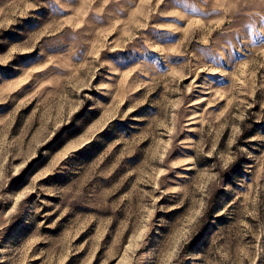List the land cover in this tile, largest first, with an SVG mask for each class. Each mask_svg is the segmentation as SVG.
Returning <instances> with one entry per match:
<instances>
[{
  "label": "rangeland",
  "instance_id": "374dc122",
  "mask_svg": "<svg viewBox=\"0 0 264 264\" xmlns=\"http://www.w3.org/2000/svg\"><path fill=\"white\" fill-rule=\"evenodd\" d=\"M0 264H264V0H0Z\"/></svg>",
  "mask_w": 264,
  "mask_h": 264
}]
</instances>
